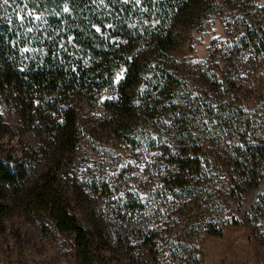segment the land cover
I'll list each match as a JSON object with an SVG mask.
<instances>
[{
    "label": "trees",
    "instance_id": "trees-1",
    "mask_svg": "<svg viewBox=\"0 0 264 264\" xmlns=\"http://www.w3.org/2000/svg\"><path fill=\"white\" fill-rule=\"evenodd\" d=\"M224 1L234 2L243 20L250 19L238 44L249 42L264 57V34L257 31L261 26H252L256 14L246 10L254 0ZM217 4L218 0H0V86L15 92L33 129L54 147L52 165L21 197L27 166L0 162V188L15 190L28 213L50 218L58 232L71 235L80 262L100 259L105 238L96 217L85 224L72 209L63 174L82 138L78 104H97L107 87L118 91V99L106 103L122 139L146 144L156 140V131L159 141H168L169 190L186 193L198 183L208 189L207 175L218 168L213 153L223 151L232 137L242 141L233 147L237 153L221 160L237 174L233 187L245 190L261 184L264 138L249 134L252 120L242 106L233 104L230 77L219 75L214 65L201 66L185 82L187 72L173 54L185 34L203 26ZM121 68L125 76L115 84ZM206 139L212 147L205 146ZM180 143L181 150H171L170 145L180 148ZM90 188L109 195L106 182ZM7 205L0 204L2 212ZM138 215L128 221L151 241L147 218Z\"/></svg>",
    "mask_w": 264,
    "mask_h": 264
},
{
    "label": "rangeland",
    "instance_id": "rangeland-1",
    "mask_svg": "<svg viewBox=\"0 0 264 264\" xmlns=\"http://www.w3.org/2000/svg\"><path fill=\"white\" fill-rule=\"evenodd\" d=\"M246 10L256 14L252 26H261L257 31L264 34V0H254ZM244 17L234 2L218 0L203 26L186 33L173 54L187 72L185 82L201 66L214 65L219 75L229 76L233 104L252 120L249 134L264 138V57L249 42L238 44L250 22ZM2 63L0 57V69ZM124 76L125 69H119L115 84ZM116 99L117 88L107 87L97 104H78L82 138L63 174L72 209L85 224L91 217L101 223L102 257L91 264H264V169L258 187L242 190L233 187L237 174L221 160L237 153L233 147L240 138L226 139L223 151L213 153L218 168L207 175L208 189L198 183L190 192L171 191L165 183L171 170L168 141H159L156 131V140L146 144L122 139L106 103ZM33 127L15 92L0 86V162L27 166L20 197L53 163L52 143ZM182 145L170 148L178 151ZM103 182L109 195L90 188ZM15 193L0 188V204H8L6 211L0 209V264H84L72 236L58 232L50 218L28 213ZM135 214L147 218L151 241L128 221Z\"/></svg>",
    "mask_w": 264,
    "mask_h": 264
},
{
    "label": "snow or ice",
    "instance_id": "snow-or-ice-1",
    "mask_svg": "<svg viewBox=\"0 0 264 264\" xmlns=\"http://www.w3.org/2000/svg\"><path fill=\"white\" fill-rule=\"evenodd\" d=\"M4 2L7 3L8 0H4ZM137 2H139V0H137ZM65 11H67V8H65ZM122 75H123V73L121 72V73H120V77H122ZM120 77H118V78H120Z\"/></svg>",
    "mask_w": 264,
    "mask_h": 264
}]
</instances>
